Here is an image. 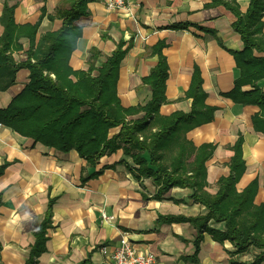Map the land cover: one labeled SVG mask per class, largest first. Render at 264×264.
<instances>
[{"label": "crops", "instance_id": "obj_1", "mask_svg": "<svg viewBox=\"0 0 264 264\" xmlns=\"http://www.w3.org/2000/svg\"><path fill=\"white\" fill-rule=\"evenodd\" d=\"M209 2L128 0V8L118 10L107 8L102 0H89L88 14L75 20L82 27V35L69 62L74 70H88L90 50L96 48L102 56L96 62L100 66L101 60L123 41L126 54L120 63L118 95L124 107L146 104L152 92L144 78L159 61L154 47L163 42L162 52L168 62L166 102L160 108L164 115L192 109V98L186 92L195 68H199L207 92L206 103L217 107L211 122L186 134L196 146L216 144L205 163L204 188L212 194L218 191V179L230 173L234 154L231 146L242 133L246 169L236 186L241 191L257 178L255 202L259 204L264 202V133L255 129L252 117L260 108L225 95L240 76L230 50H240L244 43L233 28L234 13L224 5L207 6ZM237 2L240 11L245 12L249 0ZM5 4L15 6L18 24H34L45 8L37 39L62 25V19H51L49 14L70 7L69 0H0V16ZM3 32L0 21V36ZM19 44L21 48L12 53L17 63L27 58L30 40L20 37ZM29 75L27 67L17 71L15 82L0 91V108L7 107L21 92ZM257 85L264 91V79ZM253 88L251 84L243 86V90ZM144 114H131L127 119L142 118ZM119 131L120 126L113 127L109 136ZM126 147L123 144L106 152L91 166L76 150L48 147L2 123L0 165L9 164L0 175V264L26 263L50 199L54 203L46 250L37 257L36 264H105L108 256L101 247L112 251L122 235L137 247L155 253L159 264H249L255 260L261 249L251 246L245 252H237L233 240L218 239L209 231L208 228L224 231L223 221L210 219L201 226V222L193 224L187 219L166 220L204 216L208 209L191 198L188 187L174 186L160 193V184L154 177L141 173L133 156L136 151L128 152ZM142 156L149 159L147 152ZM193 159L194 155L189 161ZM100 169L101 174L88 178ZM198 236L201 238L197 249Z\"/></svg>", "mask_w": 264, "mask_h": 264}, {"label": "trees", "instance_id": "obj_2", "mask_svg": "<svg viewBox=\"0 0 264 264\" xmlns=\"http://www.w3.org/2000/svg\"><path fill=\"white\" fill-rule=\"evenodd\" d=\"M88 2L69 0V8H59L55 14H49L51 19H62V25L58 30L41 34L39 39L37 31L45 8L34 24H18L14 18L15 6L5 4L0 16L4 26L0 36V91L15 82L21 67L30 69V80L7 107L0 108V121L48 147L76 150L91 166H95L106 152L127 145L128 152L136 151L133 156L140 164L141 173L152 175L160 184V193L174 186L188 187L192 190L191 198L208 209L204 216L169 217L166 220L187 219L193 224L201 222V226L210 219L223 221L224 231L208 228L214 237L233 240L237 252H245L251 246L261 249L249 263L260 264L264 260V202H255L258 179H253L241 191L236 186L246 169L242 133L231 146L234 154L229 163L230 173L218 179L216 193L208 192L204 188L207 184L205 163L216 144L196 146L186 135L194 127L211 122L217 108L206 103L207 92L199 68H195L186 92L192 98V109L162 114L160 108L166 102L168 62L162 52L164 43H158L154 51L158 53L159 61L144 78L152 92L150 100L146 104L124 107L117 90L120 63L126 54L123 41L111 55L101 60L100 66L96 62L102 56L96 48L90 50L88 70H74L70 65V57L82 35V27L75 24V20L88 14ZM214 5H224L234 13L233 28L244 43L242 49L230 50L240 68V76L225 95L235 102L257 105L260 109L252 120L255 129L264 133V91L257 85L264 79V0H249L245 12L240 11L237 0H210L207 4ZM23 36L29 38L30 48L27 58L17 63L12 53L21 48L19 39ZM247 84L254 88L243 90ZM142 111L145 112L142 118L127 119L128 115ZM117 126H120L119 133L110 137V129ZM145 152L149 159L142 156ZM192 155L194 159L189 161ZM8 164L0 165V175ZM101 171L93 172L88 178L98 176ZM53 203L54 199H50L25 264H36L37 257L46 250ZM200 238L196 239L197 249Z\"/></svg>", "mask_w": 264, "mask_h": 264}, {"label": "built area", "instance_id": "obj_3", "mask_svg": "<svg viewBox=\"0 0 264 264\" xmlns=\"http://www.w3.org/2000/svg\"><path fill=\"white\" fill-rule=\"evenodd\" d=\"M109 9L128 8V0H102ZM2 122H0V126ZM108 219L106 215L103 216ZM101 252L108 256L105 264H159L156 254L149 250H144L131 240L128 236L122 235L118 244L109 251L107 246L101 247Z\"/></svg>", "mask_w": 264, "mask_h": 264}, {"label": "rangeland", "instance_id": "obj_4", "mask_svg": "<svg viewBox=\"0 0 264 264\" xmlns=\"http://www.w3.org/2000/svg\"><path fill=\"white\" fill-rule=\"evenodd\" d=\"M258 87L262 89V87H260L259 85H258Z\"/></svg>", "mask_w": 264, "mask_h": 264}]
</instances>
